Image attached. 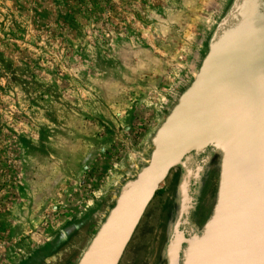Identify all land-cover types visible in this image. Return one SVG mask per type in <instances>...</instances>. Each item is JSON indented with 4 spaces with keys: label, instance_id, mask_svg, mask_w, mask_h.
Here are the masks:
<instances>
[{
    "label": "rangeland",
    "instance_id": "rangeland-1",
    "mask_svg": "<svg viewBox=\"0 0 264 264\" xmlns=\"http://www.w3.org/2000/svg\"><path fill=\"white\" fill-rule=\"evenodd\" d=\"M228 2L0 0V264L78 263L145 167ZM178 181L172 170L119 264H159ZM217 186L210 166L203 221Z\"/></svg>",
    "mask_w": 264,
    "mask_h": 264
},
{
    "label": "water",
    "instance_id": "water-1",
    "mask_svg": "<svg viewBox=\"0 0 264 264\" xmlns=\"http://www.w3.org/2000/svg\"><path fill=\"white\" fill-rule=\"evenodd\" d=\"M152 146L77 264H119L171 171H185L199 150L208 151L203 165L218 171L215 205L191 230V205L181 201L186 181H179L180 205L162 251L166 264H264V18L251 11L211 47Z\"/></svg>",
    "mask_w": 264,
    "mask_h": 264
},
{
    "label": "flooded vegetation",
    "instance_id": "flooded-vegetation-1",
    "mask_svg": "<svg viewBox=\"0 0 264 264\" xmlns=\"http://www.w3.org/2000/svg\"><path fill=\"white\" fill-rule=\"evenodd\" d=\"M251 11L254 12L256 17L264 18V0H229L225 10L223 11L222 15L217 21L214 29L205 40V48H206L205 53L201 57L198 67L203 61V59L207 56V54L210 53L211 47L218 45L227 34L234 31L239 26H241L249 17ZM188 87L184 91H186ZM207 152H208L207 150H199L197 152L192 153L190 158L185 162L186 165L185 171H181L179 169L173 170L175 172V175L178 176L179 181L182 178L183 179L185 178L186 181V179H188L189 177L188 189L191 200L190 202L191 215L189 218L190 219L189 227H191V230L194 228L200 229L201 226L205 223V221L202 220L199 214H195L196 206H197V196L199 194L200 183L204 175V172L207 171L210 166H213V169L217 170L214 164L203 165V161L205 159ZM162 251L160 252L158 263L166 264L165 262L166 254L164 251V256H163Z\"/></svg>",
    "mask_w": 264,
    "mask_h": 264
}]
</instances>
